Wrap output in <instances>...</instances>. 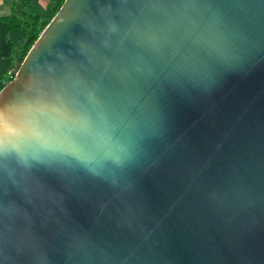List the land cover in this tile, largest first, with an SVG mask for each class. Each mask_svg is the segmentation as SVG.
Segmentation results:
<instances>
[{
	"label": "water",
	"instance_id": "1",
	"mask_svg": "<svg viewBox=\"0 0 264 264\" xmlns=\"http://www.w3.org/2000/svg\"><path fill=\"white\" fill-rule=\"evenodd\" d=\"M0 264H264V0H65L0 90Z\"/></svg>",
	"mask_w": 264,
	"mask_h": 264
},
{
	"label": "trees",
	"instance_id": "2",
	"mask_svg": "<svg viewBox=\"0 0 264 264\" xmlns=\"http://www.w3.org/2000/svg\"><path fill=\"white\" fill-rule=\"evenodd\" d=\"M26 1L27 7L32 10L28 17L22 16L24 13L21 12ZM62 5L61 0H13L12 12L0 16V90L12 80L9 73L18 68L16 63L21 65L42 33L39 24L40 28H44V24L53 19ZM31 16L34 19L32 22L29 21Z\"/></svg>",
	"mask_w": 264,
	"mask_h": 264
},
{
	"label": "clouds",
	"instance_id": "3",
	"mask_svg": "<svg viewBox=\"0 0 264 264\" xmlns=\"http://www.w3.org/2000/svg\"><path fill=\"white\" fill-rule=\"evenodd\" d=\"M25 150L32 154L34 158H39L40 156H54L60 151V147L49 140H37L27 144Z\"/></svg>",
	"mask_w": 264,
	"mask_h": 264
},
{
	"label": "rangeland",
	"instance_id": "4",
	"mask_svg": "<svg viewBox=\"0 0 264 264\" xmlns=\"http://www.w3.org/2000/svg\"><path fill=\"white\" fill-rule=\"evenodd\" d=\"M63 3L65 2V0H61ZM12 3H13V0H7L6 1V3L4 4V5H2V8H3V10H4V14H9V13H11L12 12ZM28 7H27V1H26V3H25V6L22 8V10H21V12L22 13H24V14H22V16H26V17H28L31 13H32V10L31 9H27ZM30 19V20H29ZM28 20L29 21H34V19H33V17L31 16L30 18H29ZM38 21V20H37ZM49 24V22L48 23H46V24H44L45 26H44V28H40V24H39V31L41 32V31H43L45 28H46V26ZM17 65H18V68H19V66H20V64H18V63H16ZM18 68H15L16 69V71L18 70ZM15 77V75H11L10 77H9V79L10 78H14ZM9 79H7L6 81H8Z\"/></svg>",
	"mask_w": 264,
	"mask_h": 264
},
{
	"label": "crops",
	"instance_id": "5",
	"mask_svg": "<svg viewBox=\"0 0 264 264\" xmlns=\"http://www.w3.org/2000/svg\"><path fill=\"white\" fill-rule=\"evenodd\" d=\"M6 1L7 0H0V16H5V15H9V14H4L5 12H4V10H3V8H2V5H4L5 3H6ZM44 4H46V3H44Z\"/></svg>",
	"mask_w": 264,
	"mask_h": 264
},
{
	"label": "built area",
	"instance_id": "6",
	"mask_svg": "<svg viewBox=\"0 0 264 264\" xmlns=\"http://www.w3.org/2000/svg\"><path fill=\"white\" fill-rule=\"evenodd\" d=\"M16 73H17L16 69H13V70L9 73V75H10V76H11V75H16Z\"/></svg>",
	"mask_w": 264,
	"mask_h": 264
}]
</instances>
